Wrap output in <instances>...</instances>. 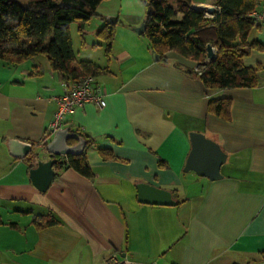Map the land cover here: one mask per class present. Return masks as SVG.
<instances>
[{"label": "crops", "instance_id": "1", "mask_svg": "<svg viewBox=\"0 0 264 264\" xmlns=\"http://www.w3.org/2000/svg\"><path fill=\"white\" fill-rule=\"evenodd\" d=\"M178 1H170L174 10ZM191 6L217 7L215 0ZM97 14L82 34L75 23L76 53L69 34L75 60L106 71L92 77L104 104L76 109L62 128L89 140L83 153L91 178L53 167L46 192L32 185L29 170L49 160L50 99L66 85L43 56L0 61V264H105L111 255L141 264H264V24L247 36L263 49L242 59L256 70V85L209 89L195 72L198 63L173 52L153 60L149 40L133 31L146 18L141 0H106ZM109 16L116 23L106 53L97 33ZM219 100L229 102L228 119L208 110ZM192 132L226 154L221 179L183 172ZM10 139L32 150L14 159ZM100 150L115 159H103ZM139 184L169 191L177 204L139 203ZM49 214L59 224L40 230L32 224Z\"/></svg>", "mask_w": 264, "mask_h": 264}, {"label": "trees", "instance_id": "2", "mask_svg": "<svg viewBox=\"0 0 264 264\" xmlns=\"http://www.w3.org/2000/svg\"><path fill=\"white\" fill-rule=\"evenodd\" d=\"M104 1L26 0V4H22L0 0V61L21 64L43 56L66 86L81 77L104 74V69L91 62L75 60L69 34L72 23L78 24V32L82 34L85 24L98 16L97 8ZM191 2L179 0L174 10L168 0H144L145 8L152 7L154 11L152 16H146L143 33L153 52L160 59L166 52H173L202 64L206 59V47L211 45L216 51L215 59L205 63L199 75L206 88L254 87L256 70L245 67L242 59L253 50L263 49L259 43H248L247 36L254 26L249 14L262 7L264 0H215L219 11L212 18L194 9ZM177 14H181V19L177 20ZM113 34V26L107 22L97 33L105 43L106 53L110 52ZM208 110L228 119L229 102L211 101ZM85 141L87 148L89 140ZM75 143V140L69 142ZM100 153L103 159H115L107 151L100 150ZM54 167L72 169L85 178L92 176L85 153L69 156L65 162L59 158ZM32 224L40 230L59 223L49 214L33 218Z\"/></svg>", "mask_w": 264, "mask_h": 264}, {"label": "water", "instance_id": "3", "mask_svg": "<svg viewBox=\"0 0 264 264\" xmlns=\"http://www.w3.org/2000/svg\"><path fill=\"white\" fill-rule=\"evenodd\" d=\"M209 14H214V6L207 10ZM154 13L152 7L146 8V16H152ZM106 22L115 25L116 17H106ZM146 25L142 23L139 27L133 28L137 35L145 32ZM153 60L158 61L159 56L152 52ZM206 57L209 61L215 59V52L211 45L206 47ZM51 140L45 146V152L49 156L47 161H38L36 166L29 170V179L32 185L39 192H46L49 188L53 177V167L57 164L59 158L69 156L77 157L83 154L86 141L78 134L70 132L69 128L61 129L51 135ZM75 140L76 143L70 145L69 142ZM191 150L187 157L183 172H193L200 178H206L209 181H217L222 178L220 173L221 166L226 161V154L221 150L219 145L206 138L201 133L192 132L189 134ZM9 155L14 159H24L32 150V145L16 139L7 141ZM137 200L141 204L153 206H175L177 203L172 198L169 191L157 189L147 184L137 185Z\"/></svg>", "mask_w": 264, "mask_h": 264}, {"label": "built area", "instance_id": "4", "mask_svg": "<svg viewBox=\"0 0 264 264\" xmlns=\"http://www.w3.org/2000/svg\"><path fill=\"white\" fill-rule=\"evenodd\" d=\"M214 8L215 12L219 11L218 7ZM196 10L201 11L206 18H212L214 16V14H209L207 12L208 7H202ZM249 17L254 21V24H264V4L260 9L251 12ZM207 62L210 61L206 58L202 64L197 66L195 69L197 75H201L204 70V64ZM103 98V89L89 76L81 77L69 86H66L61 95L53 96L50 99V102L55 105V111L53 112L52 120L48 126V135L51 136L55 132L61 130L64 125L65 116L74 112L76 109L83 108L87 104H93L97 108H102L104 104ZM105 264L141 263L111 255L106 259Z\"/></svg>", "mask_w": 264, "mask_h": 264}, {"label": "rangeland", "instance_id": "5", "mask_svg": "<svg viewBox=\"0 0 264 264\" xmlns=\"http://www.w3.org/2000/svg\"><path fill=\"white\" fill-rule=\"evenodd\" d=\"M15 1H17V2H20V3H23V0H15ZM173 2L174 3V0H169L168 1V4L170 5V7H172V6H174L173 5V3H171V2ZM141 4H143V6H144V0H141ZM173 8V7H172ZM174 9V8H173ZM123 18V17H122ZM121 18V19H122ZM124 19V18H123ZM143 19H145V17L144 16H142V22H143ZM142 22H140V24H139V26L142 24ZM133 23V22H132ZM134 23H138V22H134ZM69 31H70V34H71V38H72V41H73V45H74V52L76 53V51L78 50V41H79V39H78V35L76 34V25H75V23H72L71 25H70V29H69ZM91 51H87V52H85L84 54H83V56H77V59L78 60H81V59H84L86 56H87V54H89ZM215 53H216V51H215ZM100 56L102 57V52L100 51ZM84 57V58H83ZM42 60H46L44 57H42Z\"/></svg>", "mask_w": 264, "mask_h": 264}]
</instances>
